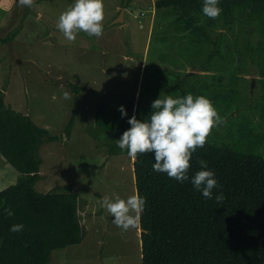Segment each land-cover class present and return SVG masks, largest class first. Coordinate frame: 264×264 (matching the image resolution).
<instances>
[{"label":"trees","instance_id":"1","mask_svg":"<svg viewBox=\"0 0 264 264\" xmlns=\"http://www.w3.org/2000/svg\"><path fill=\"white\" fill-rule=\"evenodd\" d=\"M203 2H154L157 10H163V49L180 54L183 64L201 73L182 70V63L160 66L159 71L170 77L160 82L159 93H150L152 99L136 106L128 100L124 117L118 105H100L93 119L92 126L102 137L91 136L107 146L109 154L127 153L117 140L131 127L128 119L133 114L138 120L147 119L154 96L163 91L174 98L203 95L229 121L226 133L210 135L191 159L190 177L200 170L201 159L214 171L218 187L213 189V199H205L190 180L180 183L154 171L153 154L133 159L136 193L146 200L139 227L141 264H264V99L262 122L254 124L250 115L254 109L236 101L238 90L232 85L228 89L234 96L231 102L226 101L229 94L223 93L227 89L223 72L237 56L238 70L252 68L264 90V0H220L223 11L217 19L203 14ZM177 74L181 75L178 81ZM67 85L76 103L78 86ZM73 120L63 130L65 138ZM56 139L27 114L7 105L0 89V155L19 173L14 184L0 190V264H48L54 250L79 244L84 237L76 192L68 187L46 193L34 189L40 178L39 149ZM221 193L225 199L217 203L215 196ZM6 208L14 214L8 216ZM98 214L105 216L102 210ZM13 224H23V231L11 232Z\"/></svg>","mask_w":264,"mask_h":264},{"label":"rangeland","instance_id":"2","mask_svg":"<svg viewBox=\"0 0 264 264\" xmlns=\"http://www.w3.org/2000/svg\"><path fill=\"white\" fill-rule=\"evenodd\" d=\"M0 1L4 6H0V39L12 36L8 42L0 41L4 100L58 138L39 149L42 162L34 189L41 193L59 187L72 189L79 197L80 222L86 223L82 243L54 250L48 264H141L136 229L125 232L117 228L98 203L105 195L126 198L136 193L133 159L127 153L109 154L108 147L97 143L91 133L102 137L92 126L98 106L127 108L132 99L134 106L139 101L144 103L152 99L153 90L159 93L160 82L170 77L159 71L160 66L172 68V64L179 67L186 63L180 54L162 47L163 10L155 8L156 0H104L103 36L97 39L81 32L75 42H69L56 24L74 0H35L31 8L20 6L19 0H13L10 6L11 0ZM121 9L122 22L113 23ZM238 58L223 72L227 88L223 93L229 94L231 85L235 87L236 101L245 102L247 110L254 109L250 111L251 120L258 124L262 122L260 105L264 99L261 77L252 68V72L239 71ZM183 65L184 71L201 73ZM68 83L78 86L76 103ZM65 91L71 99L63 98ZM165 96L163 91L154 97ZM230 98L234 96L229 94L226 101L231 102ZM71 117V133L65 138L63 130ZM233 129L237 131L236 126ZM215 132L224 135L226 125L213 129L211 136ZM18 175L0 155V190L14 184ZM100 210L105 216L98 214Z\"/></svg>","mask_w":264,"mask_h":264},{"label":"clouds","instance_id":"3","mask_svg":"<svg viewBox=\"0 0 264 264\" xmlns=\"http://www.w3.org/2000/svg\"><path fill=\"white\" fill-rule=\"evenodd\" d=\"M19 4L31 8L35 0H19ZM222 11L220 0H204L202 12L209 19L219 18ZM105 15L104 0H74L59 15L56 28L69 42H75L81 32L99 39L104 34ZM63 98L71 99L70 93L65 91ZM151 108L150 115L143 121L138 120L135 114L128 119L131 127L122 133L117 146L122 151L126 150L132 159L153 154L154 171L166 173L170 179L180 183L190 180L193 188L200 191L205 199H213V189L218 187V181L214 171L208 168L207 161L199 160L200 170L191 177L189 171L193 153L204 147L213 129L226 124V117H222L213 102L203 95L159 97L152 102ZM118 110L122 117L127 116L123 105ZM224 199L222 193L215 196L217 203H222ZM98 203L122 231L140 227L146 200L139 193L126 198L116 194L105 195ZM4 211L8 216L14 214L9 208ZM23 229V224L10 227L14 233Z\"/></svg>","mask_w":264,"mask_h":264},{"label":"crops","instance_id":"4","mask_svg":"<svg viewBox=\"0 0 264 264\" xmlns=\"http://www.w3.org/2000/svg\"><path fill=\"white\" fill-rule=\"evenodd\" d=\"M12 1L13 0H11L9 3H8V5L7 6H10V4H12ZM0 4H2V2L0 1ZM0 6H2V7H4L3 5H0ZM151 25H152V21H151ZM25 114V113H24ZM99 216V215H98ZM81 225H82V227H83V231H84V236H85V234H86V223L85 222H81ZM136 231H137V234H138V236L140 237V228H138V229H136ZM84 240V237H83V239H82V241ZM82 241L79 243V244H81L82 243ZM68 247V246H67ZM66 248V247H65ZM64 249V248H63ZM67 251V250H66Z\"/></svg>","mask_w":264,"mask_h":264},{"label":"water","instance_id":"5","mask_svg":"<svg viewBox=\"0 0 264 264\" xmlns=\"http://www.w3.org/2000/svg\"><path fill=\"white\" fill-rule=\"evenodd\" d=\"M123 12H124V9H121V10H120V17L117 18V19H115V20L113 21V23L122 22V20H123ZM252 84H253V79H252Z\"/></svg>","mask_w":264,"mask_h":264}]
</instances>
